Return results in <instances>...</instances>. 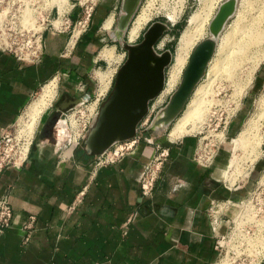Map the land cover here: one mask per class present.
I'll use <instances>...</instances> for the list:
<instances>
[{"label": "crops", "instance_id": "obj_1", "mask_svg": "<svg viewBox=\"0 0 264 264\" xmlns=\"http://www.w3.org/2000/svg\"><path fill=\"white\" fill-rule=\"evenodd\" d=\"M119 3L103 0L89 20V30L69 53L65 54L70 30L65 28L44 32V55L36 64L19 62L0 50V136L20 121L49 80L63 79L34 131L25 162L0 176V200L12 210L10 227L0 233V264L217 261L215 235L206 214L213 199H224L228 193L215 167L205 169L194 162L192 138L171 140L145 128L133 140L135 154L94 171L90 166L94 158L85 157L80 146L68 148L59 130L64 128L59 121L62 113L75 99L92 93L89 72L110 68L95 54L99 42L100 46L110 42ZM78 12L76 7L70 24ZM110 16L112 26L104 29ZM80 82L86 86L82 94L76 89ZM155 143L168 148L169 157L152 199L147 200L140 196L137 179L153 156ZM223 159L220 153L215 166Z\"/></svg>", "mask_w": 264, "mask_h": 264}, {"label": "rangeland", "instance_id": "obj_2", "mask_svg": "<svg viewBox=\"0 0 264 264\" xmlns=\"http://www.w3.org/2000/svg\"><path fill=\"white\" fill-rule=\"evenodd\" d=\"M179 1L180 0H141L135 16L142 10H145L151 14V19L145 24V26H143L138 38L133 43L129 44L139 43L148 26H150L153 22L159 21L166 24L169 27V30L162 36L160 42L158 43V48H156V52L162 53L170 51L174 58L178 39L187 24L188 16L196 9H202L206 5L211 8L212 18L218 5L225 0H185L183 11L178 18V21L171 24L165 19L164 14L167 10L174 9L176 6L178 7ZM101 3L102 2L99 4ZM237 3L238 15L235 14L226 23L221 33V37L223 39H218L217 47L219 46V48L212 65H214L216 61L225 58L226 48H230V45L232 46L234 43L242 45L244 42H249L247 38L242 36V31L245 30L251 33L252 31L257 32L262 30V32H264V0H237ZM63 4L59 5L58 3H53L51 0H0V9L4 11L6 10L8 19H10L11 16L14 17L10 20L11 23L18 24V15L22 14V16L26 17V19L28 18L27 20L25 19L24 24H27V22H33V25L35 26H48L50 22V24H53L54 26H61L64 21L62 20L61 12L64 8L68 10L70 1L68 0V3L66 1ZM163 5L166 10L160 9ZM96 8H94L90 21L92 20ZM119 13L120 3L112 31L114 30ZM57 14L60 15L59 18L57 17ZM208 37L209 33L206 32L204 39ZM160 43H163L161 48L159 47ZM126 44V37L122 42H117L111 38L109 43H103L102 46H100L99 42V46H97L99 48H97L95 55H97L102 48L107 46L106 48H115L114 57L110 60L104 59L110 68L107 70H105L106 68L101 70L93 68L91 70V74L89 72V79L93 81L94 78H97L95 76L98 73L110 72L113 63L117 60L116 54L119 55L121 52H125L123 47ZM238 45L236 49L239 47ZM246 45L248 47H246V53L243 54H246L244 58L241 59V53L240 60H233L234 73L232 75L226 74L223 69L217 74H215L214 71L213 73L207 75L208 72L206 70V74L200 81L199 85L206 87L204 89L208 91V93L206 92L204 101L211 102L203 108L206 110L203 120L198 121L195 124L194 131L186 135L192 138L195 142L193 148L194 162H196V164L201 168L208 169L212 165L216 168L220 184L224 186L228 193L224 199L230 200L233 204H236L238 201H244L247 203V207L250 211L247 214L244 212L245 215H243V219L247 215V218L250 221H255L257 219H259V221H264V117L261 116L262 111L259 107L260 98L261 96H264V39L257 44L254 41L252 44L248 43ZM115 46H117V48ZM97 57L100 58L98 55ZM172 63L173 59L170 65L165 69V83L167 81ZM223 64L224 68H230V62H225ZM53 79L56 80L54 99L58 86L63 79ZM53 79L49 80V82ZM178 84L171 93L164 95L160 99L159 97L161 93H159V95L150 102L148 114L143 120L145 121L147 119L148 122L147 125H144V128L151 127L153 120L160 114L170 96L176 90ZM78 85L79 84L77 83L76 89H78ZM41 91L38 92V95L34 98V100L39 98ZM204 101H202L201 106L205 105ZM182 113L178 117H180ZM22 119L23 121H27L26 117L23 115L18 124L22 122ZM175 122L176 121L172 122L167 127L161 128L160 130H155V134L160 137L167 138L169 131ZM249 122H251L252 125L254 123L258 125L257 127L259 130L258 128L257 130L260 131L258 135L263 137L260 152L257 154L258 152L251 151L248 147L246 150L244 149V151L238 152L237 156L234 152L235 139L237 135L240 134L244 128H246ZM20 126L21 125H19L18 128L19 131L21 130ZM220 153H222L224 159L223 162H219L216 167V159ZM235 157L237 161V165H235L236 170L234 171L235 180L234 183L229 186L225 180L227 178V173L231 170L232 160ZM235 172L240 173L236 174ZM229 210L231 214L230 218L234 220V223L231 225L233 229V236L227 243L231 251V253L228 254L229 263L264 264V255L261 260H257L256 254L251 252L253 249L250 243L252 235L250 234V237L247 239L245 238L244 240L238 238L237 234L240 225L238 223L239 220H235V216L237 214L236 207H234L233 210Z\"/></svg>", "mask_w": 264, "mask_h": 264}, {"label": "built area", "instance_id": "obj_3", "mask_svg": "<svg viewBox=\"0 0 264 264\" xmlns=\"http://www.w3.org/2000/svg\"><path fill=\"white\" fill-rule=\"evenodd\" d=\"M102 1L103 0H77L76 3H70L68 5V10L61 14L62 20H64L61 26H54L50 24V22L48 26H27L23 24L26 17L22 16V14L18 15V24L11 23L10 20L14 17L11 16L10 19H8L6 10L0 9V50L11 54L19 62L36 64L40 62L44 55V32L46 30L60 32L65 28L70 30L68 46L70 42L74 40L72 48L68 50L67 46L65 51V53H69L72 51L79 37L89 30L88 24L94 8ZM76 7L79 9L77 18L74 23L70 24V15ZM57 17L59 18L60 15L57 14ZM31 23L33 24V22ZM117 56V60L113 63L111 68L114 72L110 77L107 87L104 90H99L98 83L94 78L92 81L94 85L92 93L88 95L86 99L83 98L84 96L79 98L80 102L78 104L62 113V117L59 121L62 120L64 122V128H59V130L64 135L68 148L73 150L80 146L83 137L95 122L98 110L101 104L107 99L112 89L116 73L126 58V52H121ZM78 84L79 87L77 92L82 94L86 86L82 82ZM70 118L74 121L75 126L71 125ZM143 120L139 123L137 131L145 129L144 125H147L148 122L147 119L145 121ZM18 128L19 124L17 123L14 127L6 129L1 133L0 176L7 168L21 166L27 158L34 134L29 144H27V150L24 151L27 137L21 130L19 131ZM133 140L134 139L115 143L102 155L94 157L90 165L92 170L95 171L96 169L115 164L135 154L136 143ZM168 157L169 149L163 147L159 143H155L154 154L149 161L142 166L137 179L141 198L147 200L152 199L157 183L162 177L163 167ZM234 207H236L237 211L235 220H239L238 223L240 225L237 234L238 238L244 240L250 237V234L252 235L251 238H254L261 233L260 230L263 227V220L259 221V219H257L255 221H250L247 215L243 219V215H245L244 212L247 214L250 211L247 207V203L238 201L236 204H233V202L228 199H213L210 202L206 216L209 226L215 235V248L218 252V258L214 264H230L228 254L231 253V251L227 243L233 236L231 225L234 223V220L230 218L231 214L229 209L233 210ZM11 219L12 210L9 203L4 199L0 200V233L10 227ZM31 219L33 221V218ZM221 227L224 229L223 232H220Z\"/></svg>", "mask_w": 264, "mask_h": 264}, {"label": "water", "instance_id": "obj_4", "mask_svg": "<svg viewBox=\"0 0 264 264\" xmlns=\"http://www.w3.org/2000/svg\"><path fill=\"white\" fill-rule=\"evenodd\" d=\"M140 3L141 0H120V13L111 33L115 41H124ZM236 7L237 0H225L219 5L209 26L210 36L193 49L178 87L151 124L153 130L169 126L182 113L204 77L219 36L228 20L234 16ZM168 30L166 24L153 22L139 43L124 45L126 58L116 73L107 99L98 110L95 122L81 141L80 150L85 157L100 156L115 143L136 137L137 127L147 116L150 102L164 87L165 69L173 59L170 51L156 52L158 43ZM79 102V99H75L70 108Z\"/></svg>", "mask_w": 264, "mask_h": 264}, {"label": "bare ground", "instance_id": "obj_5", "mask_svg": "<svg viewBox=\"0 0 264 264\" xmlns=\"http://www.w3.org/2000/svg\"><path fill=\"white\" fill-rule=\"evenodd\" d=\"M51 1L53 3H58L59 5H62L66 1L68 3V0H51ZM184 3H185V0H180L178 7L176 6V8H174V9L167 10L164 14L165 19L168 22H170L171 24L176 23L178 21V18L180 17V15L182 13V11H183ZM219 5H218V7H219ZM218 7H217V9H218ZM160 9L166 10V9H164V5ZM65 10L66 9L64 8V10L61 13L63 14L64 12L67 11V10L66 11ZM236 11H237V7H236L234 15L235 14L238 15V11L237 12ZM215 14H216V12H215ZM215 14L211 18V8H209L205 5L202 9H196L195 11H193L188 16L187 24L179 36L175 55L173 58V63L170 67L168 77H167V81L164 84L162 91L160 92L161 95H160L159 99L162 98L164 95L171 93L173 91V89L175 88V86L180 82L182 73H183L184 69L186 68V65H187L188 60H189V56L192 53L193 49L201 41L206 39V38L204 39L206 32H208L209 36H210L209 26H210L212 19L215 16ZM28 17H30V16H28ZM150 17H151V14H149L145 10H142L135 17H133L134 19H132L133 21H131L132 23L129 25L128 30L126 32L127 43H133L138 38L140 31L142 30L143 26H145V24L151 19ZM112 23H113V19L110 16L109 18H107L105 20V22L103 24V28L108 29L110 26H112ZM23 24H24V22H23ZM24 25L33 26V24L30 22L29 23L27 22V24H24ZM241 34L243 37L247 38L249 42H244V44H242V45H238L236 43H234L232 46L230 45V48H226L225 58L216 61L215 64L212 65V62H214V60H215L214 58L217 55L219 46L216 47L217 49H216L214 55L212 56V58L208 64V67H207V72H208L207 75L210 73H213L214 71H215V74H217L218 72H221L222 69H223V71L226 72V74L232 75L234 73V71H233V67H234L233 60H240V54L241 53H242L241 59L244 58V56L246 54L245 55H243V54L246 53V47H248L246 44H248V43L252 44L254 41L257 44L262 39H264V32H262V30L257 31V32L252 31L251 33L249 31L244 30V31H242ZM220 38H222L221 34L219 36V39ZM252 40H253V42H252ZM73 44H74V40H72L70 42V44L68 46V50H70L72 48ZM237 45L239 47L236 49ZM162 46H163V43H160L159 47L161 48ZM106 47L101 49L98 56L102 59L110 60L114 57V49L113 48H106ZM225 62H230V68H228V67L224 68L223 63H225ZM113 72H114L113 69H111L110 72L98 73L95 76V77H97L96 81L98 83V89L99 90H104L107 87V84H108L110 77L112 76ZM205 74H206V72H205ZM198 85L194 89V92L191 96V99L188 101L187 105L185 106V109H183L182 115L180 117H177V120H175L176 121L175 124H173V127L169 131L168 136L171 140H176V139H178V138H180L186 134L192 133L195 129V124L198 121L203 120L204 114L206 113V110H204L203 108H205V106H207L209 104V102H211V101H208V102L204 101V97L206 95V92L208 93V91L206 89H204L206 87H203L202 85L201 86L200 85L198 86ZM55 88H56V80L53 79L52 81L47 83L42 88V91H41L39 98L37 100L32 101L28 105L25 113L23 114L26 117L27 121H23V119H22L21 120L22 122L19 125H21L20 126L21 132L27 137V142H26V146L24 147V151L27 150V144H29V141L34 134L36 127H38L43 122V120L45 119V117L48 113V110H49L50 105H51V101L54 97ZM208 88H209V86H208ZM202 101L205 102V105H203L204 107L201 106ZM259 107H260V110L262 111L261 116L264 117V96H261V98H260ZM70 123L72 126H75L72 118H70ZM257 126L258 125L256 123H254L252 125V123L249 122V124L246 126V128H244V130L240 134L237 135V137L235 139V144H234V152L236 154L238 152L244 151V149L246 150V148H248V147L251 151H256V152H258L257 154H259L260 149H261V145H262V141H263V137L258 135V133L260 131H258L259 128ZM257 128H258V130H257ZM250 154H252V153H250ZM237 156H238V154H237ZM256 157H258V156H256ZM236 162L237 161H236V157H235L232 160L231 170L227 173V178L225 181L229 186L232 185L234 183V180H235L234 171L236 170L235 169L236 168L235 165H237ZM212 167H214V166L212 165L209 168H212ZM237 173H240V172H237ZM260 231H261V233L259 235H257L254 238H251L250 239L251 242L249 241L251 243V247H253L251 252L256 254L257 260H261V258L264 255V222H263V227Z\"/></svg>", "mask_w": 264, "mask_h": 264}, {"label": "flooded vegetation", "instance_id": "obj_6", "mask_svg": "<svg viewBox=\"0 0 264 264\" xmlns=\"http://www.w3.org/2000/svg\"><path fill=\"white\" fill-rule=\"evenodd\" d=\"M71 109V108H70ZM155 132V131H154Z\"/></svg>", "mask_w": 264, "mask_h": 264}]
</instances>
